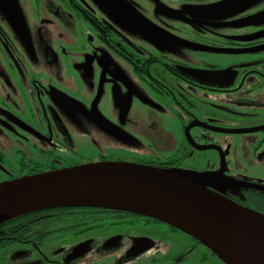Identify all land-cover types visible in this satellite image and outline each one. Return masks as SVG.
I'll list each match as a JSON object with an SVG mask.
<instances>
[{"label": "flooded vegetation", "instance_id": "af4514ba", "mask_svg": "<svg viewBox=\"0 0 264 264\" xmlns=\"http://www.w3.org/2000/svg\"><path fill=\"white\" fill-rule=\"evenodd\" d=\"M22 4L30 28L0 15V183L132 162L208 175L264 213V0ZM43 212L1 225L0 264H224L156 218Z\"/></svg>", "mask_w": 264, "mask_h": 264}, {"label": "water", "instance_id": "95a60500", "mask_svg": "<svg viewBox=\"0 0 264 264\" xmlns=\"http://www.w3.org/2000/svg\"><path fill=\"white\" fill-rule=\"evenodd\" d=\"M210 176L96 162L0 183L1 222L44 209L95 207L145 215L199 240L224 264H264V213L209 189Z\"/></svg>", "mask_w": 264, "mask_h": 264}, {"label": "rangeland", "instance_id": "374dc122", "mask_svg": "<svg viewBox=\"0 0 264 264\" xmlns=\"http://www.w3.org/2000/svg\"><path fill=\"white\" fill-rule=\"evenodd\" d=\"M22 3H23V0H0V7L3 6L2 10H0V15L3 17V15H6V13H8V15H6V16L8 17V20L12 23L10 26V28H12V30H14V28L15 29L16 28L22 29L25 27L28 28L30 26V24H29V22H31L30 16L28 15V11L25 8V6H23ZM12 30L10 29L11 32H12ZM257 108H260L259 115H264V103L257 105ZM123 143H124V141H123ZM120 149H122V150H120ZM131 149H133V148L130 145L127 146L125 144H124V147H122V148L119 146H117V147L116 146H110V147H107L106 150H104L103 148H100V150L105 154L113 153L112 152L113 150L115 152H120V151H123V152L128 151L129 152V151H132ZM127 155H129V156H125L123 158L129 160L130 158L134 157L132 155V153H129Z\"/></svg>", "mask_w": 264, "mask_h": 264}, {"label": "trees", "instance_id": "16d2710c", "mask_svg": "<svg viewBox=\"0 0 264 264\" xmlns=\"http://www.w3.org/2000/svg\"><path fill=\"white\" fill-rule=\"evenodd\" d=\"M34 213H36V214H38V215L44 214L43 210H40V211H33V213H28V214H22V216L13 217V218L10 219V220H7V221H4V222H1L0 227H1V225L4 224V223L11 222V221L14 220V219H23V217L32 216Z\"/></svg>", "mask_w": 264, "mask_h": 264}]
</instances>
